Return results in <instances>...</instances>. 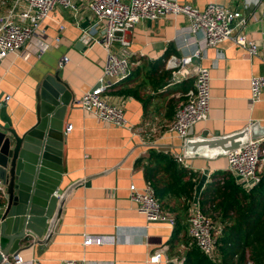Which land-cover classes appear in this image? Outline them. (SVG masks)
Listing matches in <instances>:
<instances>
[{
  "label": "crops",
  "instance_id": "crops-1",
  "mask_svg": "<svg viewBox=\"0 0 264 264\" xmlns=\"http://www.w3.org/2000/svg\"><path fill=\"white\" fill-rule=\"evenodd\" d=\"M12 1L0 0V14ZM249 1V7L241 9V0H177L200 11L210 4L242 10L249 19L243 32L259 48L254 58L229 41L202 51V58L196 63L209 71V117L195 124L191 135L183 141L167 128L174 119L178 103L184 100L186 93L183 94V89L193 90L194 80L171 85L170 80L163 83L149 77L155 67L157 75L168 71L165 61L170 56L181 58L199 47L201 35L190 34L187 20L182 15L141 21L127 35L130 42L127 47L118 43L113 46V51L128 58L130 63L131 75L125 84L140 87V95L147 101L144 110L143 99L118 95V86L105 94L108 102L123 107L130 129L105 127L93 117L86 116L79 107L84 93L101 77L106 55L98 45L88 47L81 35L92 24L87 9L80 10L74 17L70 11L54 8L40 24L37 33L35 43L42 52L34 53L28 60L9 55L0 61V108L7 105V113L20 134L36 122L34 109L38 84L59 65L60 78L69 85L74 100L66 116L65 128L70 127V130L65 131L61 189L77 185L62 205L49 242L20 253L24 264H32V261L58 264L65 260H85L86 264H183L188 250V214L204 189L215 183L213 176L227 172L225 155L201 151L193 145L202 139L203 134L209 139L256 126L264 130V91L257 103L249 104L250 79L264 72L261 61L264 58V0L258 4L257 0ZM64 58H67L66 62ZM153 86L157 89L151 88ZM170 101H173L172 112L168 110ZM184 145L186 150L182 148ZM151 150L173 159L181 155L183 164L178 165L197 179L194 200L187 213L170 215L175 218L174 226L147 224L130 200L131 185L138 190L147 185L143 167ZM138 161L142 163L138 164ZM86 237H102L104 240L100 245L83 247ZM157 251L161 253L159 261L150 263V257ZM4 264H14L13 258H8Z\"/></svg>",
  "mask_w": 264,
  "mask_h": 264
},
{
  "label": "built area",
  "instance_id": "built-area-1",
  "mask_svg": "<svg viewBox=\"0 0 264 264\" xmlns=\"http://www.w3.org/2000/svg\"><path fill=\"white\" fill-rule=\"evenodd\" d=\"M261 0H257V4ZM241 9L250 5L249 0H241ZM70 11L76 17L80 10L91 13V26L81 35L88 47L98 45L105 51L102 75L97 83L79 101V107L86 116L93 117L105 127L130 129L124 117L123 107L108 102L105 94L109 89L126 81L130 75L128 58L113 51L118 43L127 47V35L141 21H156L168 15H182L186 18L191 35H201L199 47L190 55L177 58L170 56L165 61V69L170 71V84H180L187 79L194 80V88L188 91L182 102L178 103L173 121L167 130L182 141L190 129L209 117L210 77L209 71L196 61L206 48H215L224 41L244 49L250 58L258 55L256 42L243 32L248 18L242 10H231L217 4L207 5L202 11L177 0H13L0 14V61L9 55L28 60L34 53L42 52L36 46L40 24L54 8ZM58 41V39H57ZM35 49H34V48ZM67 61V58H64ZM264 67V58L261 60ZM264 91V72L250 79V106L260 100ZM70 130V127L66 131ZM177 163L183 164L181 155L174 156ZM227 173L245 189L260 183L264 166V137L250 139L249 142L226 155ZM130 200L143 216L147 224L167 223L175 225V218L163 213L154 190L147 184L138 190L129 187ZM6 187L0 179V203L3 202ZM189 246L194 244L199 251L210 259L216 257V233L210 218L202 211L199 203L194 204L187 217ZM102 237H86L83 247L100 245ZM160 251L150 257V263H157ZM14 264H24L19 257L13 258ZM32 264H40L32 261ZM58 264H86L85 260H65Z\"/></svg>",
  "mask_w": 264,
  "mask_h": 264
},
{
  "label": "water",
  "instance_id": "water-1",
  "mask_svg": "<svg viewBox=\"0 0 264 264\" xmlns=\"http://www.w3.org/2000/svg\"><path fill=\"white\" fill-rule=\"evenodd\" d=\"M60 68L59 65L54 73H47L35 90L36 122L30 129L20 134L7 113V105L0 108V179L6 187L0 203V264L49 242L62 205L77 185L61 189L66 116L74 100L69 85L60 78ZM191 133L192 129L188 135ZM262 137L264 130L256 126L209 139L203 134L193 147L226 156L250 139ZM182 148L186 150L185 145Z\"/></svg>",
  "mask_w": 264,
  "mask_h": 264
},
{
  "label": "trees",
  "instance_id": "trees-1",
  "mask_svg": "<svg viewBox=\"0 0 264 264\" xmlns=\"http://www.w3.org/2000/svg\"><path fill=\"white\" fill-rule=\"evenodd\" d=\"M151 76L165 83L170 80L171 73L166 71L157 75L155 67ZM117 86L120 87L118 95L143 99L140 87H128L125 81ZM151 88L156 90L157 86ZM187 91L188 87L182 92ZM141 101L145 110L147 101ZM172 102L168 106L169 112H172ZM147 159L143 167L144 179L154 190L163 213H187L194 200L196 177L168 155L151 150ZM213 178L215 183L204 189L198 202L208 218L212 215L213 224L216 221L220 226L216 229V257L210 259L194 244L189 246L188 238L183 264H264V169L260 183L251 189L242 187L227 172Z\"/></svg>",
  "mask_w": 264,
  "mask_h": 264
},
{
  "label": "rangeland",
  "instance_id": "rangeland-1",
  "mask_svg": "<svg viewBox=\"0 0 264 264\" xmlns=\"http://www.w3.org/2000/svg\"><path fill=\"white\" fill-rule=\"evenodd\" d=\"M263 169H264V166H263ZM209 218L210 220L212 221V216L209 215ZM215 223V222H214ZM212 224H213V221H212ZM213 227H214V232L216 233V237H217V232H216V229L218 230L220 228V226L218 224H213Z\"/></svg>",
  "mask_w": 264,
  "mask_h": 264
}]
</instances>
